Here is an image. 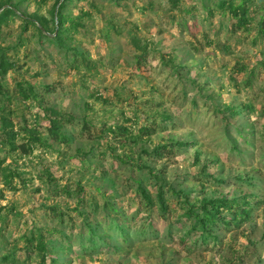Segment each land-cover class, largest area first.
Returning <instances> with one entry per match:
<instances>
[{
    "label": "rangeland",
    "instance_id": "1",
    "mask_svg": "<svg viewBox=\"0 0 264 264\" xmlns=\"http://www.w3.org/2000/svg\"><path fill=\"white\" fill-rule=\"evenodd\" d=\"M58 1L11 4L51 32ZM242 1L73 0L55 44L3 23L0 58L16 66L0 77V264H41L26 241L39 231L45 264H264V0L246 1L247 29L230 9ZM47 110L71 119V144L50 139ZM33 131L50 147L12 149ZM204 199L248 202L250 216L204 242L186 216ZM90 228L110 248L82 249Z\"/></svg>",
    "mask_w": 264,
    "mask_h": 264
},
{
    "label": "trees",
    "instance_id": "2",
    "mask_svg": "<svg viewBox=\"0 0 264 264\" xmlns=\"http://www.w3.org/2000/svg\"><path fill=\"white\" fill-rule=\"evenodd\" d=\"M73 0H64L60 3V1L57 2L56 6L53 9V29L50 32L48 28V22L46 19H40L36 16H33L36 20L32 19L31 17H23V15L19 14L17 12V8L11 4V0H7L5 3H2L0 5V28L2 27L3 23L8 21L10 19V16L15 15L23 22H25L27 25L34 26L36 32L43 38L48 39L53 44L60 43L65 36V26L68 23V17L63 15V12L66 8V4L69 2H72ZM246 1L243 0L239 5L230 7L231 12L235 19L237 20V25L240 28L246 27L248 25V19H247V10H246ZM175 2V0H174ZM59 3V4H58ZM58 5V7H57ZM221 7H224V4H221ZM81 26L78 23H75L74 21H71L70 29L75 30L77 27ZM27 27V26H26ZM50 33V34H45ZM258 34L264 39V18L261 20L258 26ZM22 45V44H20ZM15 64L11 63L6 57L3 55L0 58V77H4L8 71L15 69ZM32 89V88H31ZM1 93V88H0ZM32 94H34V90H32ZM36 96V95H35ZM227 110L231 113L235 111L232 108H227ZM47 120L49 121L50 126L48 128V134L50 136V139L54 142L62 145H69L71 144V137H69L66 133H64V126L67 122L71 121V119L66 116L60 115L55 110H47ZM236 112H234L232 115H235ZM7 126H10V124L6 123ZM120 135L128 137L130 134V127L127 126H121L118 128ZM142 132V135L144 136H150L151 131L148 128H142L140 130ZM31 136L29 138V141L27 144L21 145L20 147H15L14 142L11 141V147L13 150L17 149H23L25 153H31L32 151V144L38 145L40 147H50L47 140H44L41 136H39L36 132H30ZM15 137H11V139H14ZM182 146V144L178 145ZM169 146H164L163 149H167ZM174 146L169 147L168 149H172ZM15 175L13 173L4 174V180L9 185L10 179L14 177ZM141 193L144 197V199L148 202V204H152V200L150 196L146 193L145 190H141ZM182 194V193H181ZM159 203L161 212L167 213V206L165 204L163 195H159ZM203 204L200 208H193L189 207V209L186 212V216L189 218H195V228H200L204 233V242L209 239H215L214 236H211L208 231L212 230V227H215L216 225H220L221 227H224L225 229H229L232 223H237V219L240 218L241 222L242 220H246L250 216V203L245 202L244 204H240L239 200H227V199H204ZM114 209V207H112ZM1 211V208H0ZM224 212H231L233 215L232 219H229V221L226 218L219 217ZM220 222V223H219ZM239 225V224H235ZM111 231H116L118 233L117 235L119 237L124 236L123 230L119 225H113L110 227ZM120 232V233H119ZM90 238L87 240L84 239V236H80V242L79 246L82 249H86L89 251H100L101 249L108 247L110 248V245L107 240H105L102 237V234L96 231L93 228L89 229ZM27 250L36 252L40 257L41 264H45V260L47 258V251H48V243H46L45 237L41 231L38 233L30 235V237H27ZM11 257H5L3 261L5 263L10 262Z\"/></svg>",
    "mask_w": 264,
    "mask_h": 264
}]
</instances>
